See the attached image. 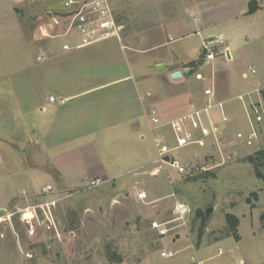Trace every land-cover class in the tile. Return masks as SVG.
<instances>
[{
  "label": "rangeland",
  "instance_id": "374dc122",
  "mask_svg": "<svg viewBox=\"0 0 264 264\" xmlns=\"http://www.w3.org/2000/svg\"><path fill=\"white\" fill-rule=\"evenodd\" d=\"M109 1L117 20L124 26L123 30H128L133 22H137L131 20L132 13L156 10L161 0ZM121 1L128 10L123 12L124 15L119 9ZM204 1L219 6L216 0ZM244 1L247 7V0ZM57 3L58 0H26L21 8L16 9L10 0H0V16L15 15L21 9L20 16L31 33L36 25L35 17L43 15L47 8ZM185 9L181 5L179 10ZM186 12L188 17L191 11L186 9ZM226 12L219 15V31L229 29L239 34L232 59L226 57L224 45L227 38L224 35L225 42L220 45L208 42V36L203 34L199 48L188 51L193 53L191 59L196 62V71L203 75V79L195 83L201 87L212 86L213 91L225 100L222 106L209 112L210 116L215 114L222 129L218 142L199 137L188 146L175 150V156L186 167L185 174H177L172 168L167 170L169 174L167 171L150 173L155 166L156 149L148 130L144 139L109 138L104 146L54 147L49 150L52 154H36L38 148L20 145L18 140L30 135L38 112H29L32 107L28 106V112L19 117L17 107L13 106L18 100V93H14L17 89L12 90L11 99H0V112L4 114L0 116V207L10 213L17 208L35 206L28 219L21 218L19 213L9 216L7 212L0 213L3 217L0 219V264H197L194 258L203 260L204 264H237L240 259L245 264H264V182L255 176L253 165L246 160L247 156L264 148V133L252 145L235 135L248 131L247 117L236 94L246 89L253 77L248 65L255 63L262 67L264 64V10L257 15H244L232 23L225 17ZM2 21L0 19V23ZM139 22L138 26L146 25L144 20ZM218 33L216 38L220 37ZM70 38H30V52L34 56L42 51L48 52L49 46L54 51L52 58L42 64L45 65L42 71L34 70L32 75L44 79L75 70L79 75L118 76L119 61L111 64L100 61L105 55L111 60L121 57L115 37L70 50L64 55L71 57L75 68L72 64L59 66L55 62L61 61L57 52ZM194 39L191 37L182 42L195 46ZM205 41L214 50L216 62L213 60L208 64L202 60ZM3 45L0 43V47ZM104 46L107 50L103 49ZM172 46L170 43L165 48ZM17 50H5L3 54L20 56ZM137 56L141 70L143 60L152 57L150 52L137 53ZM29 60L28 55L26 62ZM217 62L218 70H211L210 63ZM10 65L1 72L6 78H9L10 71L17 72L18 65L13 60ZM144 68L146 70V65ZM244 71L248 74L246 77L241 76ZM148 74L157 81V73H149L148 69ZM38 96L39 92H36L34 99ZM12 107L13 112L9 114ZM154 132L164 135L166 141L172 143L168 128L155 129ZM31 134L35 135L34 132ZM8 137L17 141L8 143ZM101 171L107 173L108 178H101L98 174ZM92 178H99L102 182L90 187L87 181ZM46 185L51 189L43 192ZM138 191H145L147 199L138 200ZM178 204L189 208L182 220L176 219ZM208 207L212 210L206 216ZM197 210L204 216L198 215ZM226 213L239 218L238 241L227 234ZM154 220L167 222L169 232L165 236H159L151 227ZM219 248L222 254L217 253ZM107 250L119 256L121 261L110 263ZM163 251H171L173 255L163 257Z\"/></svg>",
  "mask_w": 264,
  "mask_h": 264
},
{
  "label": "crops",
  "instance_id": "0c3cea01",
  "mask_svg": "<svg viewBox=\"0 0 264 264\" xmlns=\"http://www.w3.org/2000/svg\"><path fill=\"white\" fill-rule=\"evenodd\" d=\"M216 1H218L219 6H214V3H206L204 0H161L157 4L156 10L132 13L131 20H137V22H133L128 30H123L120 39L116 38L121 50V57L118 60L117 58L111 60L105 55V58L100 59V61H106L110 64L119 61V73L115 78L100 77V75H79V72L76 71L78 73L76 74L75 70H69V74L64 73L65 75L60 77L42 79L33 76L32 71H42L41 68L45 66L42 64L47 62L50 57L52 58V52H54L52 46H49L48 52L42 51L35 56L30 52L31 39H54H40L36 32L37 25L46 20L45 11L50 8L44 9L43 15L35 17L34 23L36 25L31 33L28 32L25 20L20 16L22 14L21 9L15 15L0 16V19H3L0 23V43H4L0 47V99H11L12 90L14 92V89H17V92L14 93H18V100L17 103H13V106L17 107L19 117L28 112V106L32 107L29 112H38L35 116V124L30 129V135L18 140L20 145L35 146L38 148L36 154H42V152L52 154L49 150L54 147L104 146L109 138L144 139L146 130L151 133L153 139L155 132L153 133L154 130H152L150 122L151 110L155 109L159 118L165 121L184 114L191 102L203 104L207 99L203 93L204 89L211 88L213 90V88L209 85L201 87L198 82L195 83V81L203 79V75L196 71V62L191 59L193 53H188V51L193 50V47L194 50L196 47V50L199 48L203 34H206L210 40L219 32L221 38H224L223 35L227 38L228 43L226 42L224 45L226 57L228 54L227 59L231 60L233 48L238 46L239 34L229 29L226 32L219 31L221 23L219 15L221 16V13L229 10L225 13V17L232 20V23L242 19L244 15L253 16L264 10L263 0H258V2L260 1L258 9L251 14H247L249 0L246 1L247 7L244 0ZM24 2L26 0L17 3L11 1L16 9L17 7L21 8V4ZM221 3L223 6L220 7ZM119 4L121 11L119 12L124 15L123 12L126 13L125 10H127L123 5L124 2L121 1ZM181 5L191 11L188 13V17L186 9L179 10ZM228 5L230 6L228 7ZM55 6L57 5L51 8ZM141 20L146 21V25L143 27L138 26ZM59 30L60 27H57L56 32ZM191 37H195V46L183 44L182 41ZM247 39L245 36V40ZM223 41L225 42L224 39ZM76 42V39L71 37L70 41L64 42V44L73 45ZM170 43L173 46L165 48ZM90 45L93 43L83 47ZM62 46L63 43L57 52L60 54L61 61L55 62L59 66L72 64V68H75L73 60L69 59L71 57L64 54L72 49L83 47L63 49ZM106 48L107 46H104L103 49L107 50ZM5 50H17L20 56H10V54L4 56ZM147 52H150L152 57L143 60V69L141 70L140 58L137 53L144 54ZM28 55L31 60L26 62ZM10 60L18 65L17 72L14 73V70L11 73L10 71L8 73L9 78H6L1 72L5 71L7 67L10 68ZM124 60L127 63L123 62ZM214 62H216L215 59ZM205 63L209 64V62ZM218 64V62L210 63L211 70H218ZM144 65L147 67L146 70ZM158 65H162V67H157ZM248 67L249 70L254 69L255 73L251 74L253 77L246 84V89L236 94L238 99V95L249 93L250 97H246L245 102L250 99H257L258 95L255 89L264 84V64L262 67H257L255 63H251ZM148 69L149 73H157V81L150 77ZM176 71L180 73L174 77L173 73ZM244 74L248 75L245 71L241 72V76L246 77ZM36 92H39V96L34 99ZM50 96H53L55 101H50ZM214 98L213 101L224 103L225 99H221L220 94L217 95L214 92ZM60 100L63 102H59ZM13 109L12 107L8 113L11 114ZM14 113L16 112L14 111ZM0 116H4V114L0 112ZM211 118L220 125L215 114H212ZM223 121L225 120L223 119ZM3 124L5 125L4 120ZM32 132H34V136L31 134ZM20 135L23 136V133ZM1 140L2 137H0ZM6 141L12 143L17 139L8 137ZM38 164L39 161H37V167ZM133 169L135 170V168ZM98 174L101 178H108L104 171L98 172Z\"/></svg>",
  "mask_w": 264,
  "mask_h": 264
},
{
  "label": "built area",
  "instance_id": "2783aa9c",
  "mask_svg": "<svg viewBox=\"0 0 264 264\" xmlns=\"http://www.w3.org/2000/svg\"><path fill=\"white\" fill-rule=\"evenodd\" d=\"M11 1L17 3L23 0ZM56 5L54 8L45 11L44 17L46 20L40 22L36 27V32L40 39H52L62 36L74 37L77 41L75 44L65 43L62 46L63 49H70L72 47H83L109 37L121 38L124 26L117 20L109 0H58ZM57 27H60L59 32H56ZM213 41L220 45L224 43L221 37H214L213 40H208V42ZM208 42H203V48L206 49V52L201 58L205 62L213 61L216 56L214 50L208 47ZM224 49L226 51L225 47ZM250 73H255V70L250 69ZM255 92H257L258 98L250 99L248 102H245V98L250 97L249 93L238 95L247 117L248 131L246 133L237 132L235 135L236 138L245 139L246 143L250 145L257 143L264 133V84L256 88ZM203 93L207 97L203 104L199 105L191 102L188 110L176 118L163 121L159 118L155 109L151 110L149 116L152 130L168 128L172 143H168L164 135L153 134L156 158L154 160L155 166L152 167L150 173L158 174L160 171H167L172 168L177 174H185L187 173L186 167L175 156V150L188 146L199 137L212 138L218 142L220 135H222V129L219 124L212 120L209 112L215 107L222 106L223 102L213 101L214 92L211 88L204 89ZM49 99L50 101H55L53 96H50ZM59 102H63V100ZM166 174H169L168 171ZM168 178H170L169 175ZM101 182L99 178H92L87 181V184L90 187H95ZM50 189L51 187L46 185L42 191L48 192ZM136 198L144 201L147 199V193L138 191ZM34 208L35 206L23 209L17 208V210H11L9 213L5 207H0V213L7 212V216L19 213L21 218L28 219L32 216L30 210ZM176 210L179 214L176 219L182 220L189 208L183 204H178L176 205ZM25 211L27 212L25 213ZM2 218L0 217V219ZM151 227L159 236H165L169 232L167 222L154 220L151 222ZM217 253L222 254V250L219 248ZM172 255L173 252L171 251L161 252L163 257ZM193 261L197 264H204L203 260H196V258ZM237 264H245V262L240 259Z\"/></svg>",
  "mask_w": 264,
  "mask_h": 264
},
{
  "label": "trees",
  "instance_id": "16d2710c",
  "mask_svg": "<svg viewBox=\"0 0 264 264\" xmlns=\"http://www.w3.org/2000/svg\"><path fill=\"white\" fill-rule=\"evenodd\" d=\"M259 7L258 0H250L248 3V10L247 14H251L255 12ZM264 96V92H263ZM246 160L250 162L253 165L254 174L257 178L262 180L264 182V148L255 151L252 155L247 156ZM254 196L256 194L254 193ZM249 201V199H247ZM196 213L200 216H204V213L200 210H197ZM225 223H226V230L228 236H232L236 241L240 239L238 233H237V227L239 225V218L231 213L225 214ZM107 249V248H106ZM106 257L110 261V263H117L121 261V258L119 256H116L109 252V250L106 251Z\"/></svg>",
  "mask_w": 264,
  "mask_h": 264
},
{
  "label": "water",
  "instance_id": "95a60500",
  "mask_svg": "<svg viewBox=\"0 0 264 264\" xmlns=\"http://www.w3.org/2000/svg\"><path fill=\"white\" fill-rule=\"evenodd\" d=\"M214 39V36H212L211 38H210V40H213ZM206 52V49L205 48H203L202 49V55L204 54ZM227 57H229V55L227 54ZM157 67H162V65H158ZM179 71H176V72H174L173 73V76L174 77H176V76H178L179 75ZM212 210V207H208L206 210H205V215L207 216L208 215V213L210 212Z\"/></svg>",
  "mask_w": 264,
  "mask_h": 264
}]
</instances>
